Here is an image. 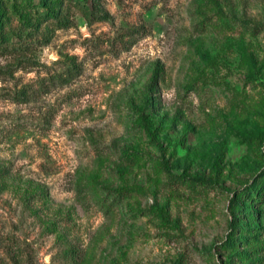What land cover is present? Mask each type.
<instances>
[{"label":"rangeland","instance_id":"374dc122","mask_svg":"<svg viewBox=\"0 0 264 264\" xmlns=\"http://www.w3.org/2000/svg\"><path fill=\"white\" fill-rule=\"evenodd\" d=\"M0 15V264H264V0Z\"/></svg>","mask_w":264,"mask_h":264},{"label":"trees","instance_id":"16d2710c","mask_svg":"<svg viewBox=\"0 0 264 264\" xmlns=\"http://www.w3.org/2000/svg\"><path fill=\"white\" fill-rule=\"evenodd\" d=\"M42 6H43V8H44V12L43 13H41L40 15H42V17H43V20L45 21V20H48V19H52V18H55V19H57V17H56V13L52 10V8L50 7V2H46V3H42ZM90 13H92V11L90 12ZM0 17H1V15H0ZM105 14L104 15H101V16H99L98 15V18H96V19H105ZM57 21H60V20H57ZM3 28H4V20H1L0 19V41L1 42H8L9 40H10V38L4 33V30H3ZM75 75V73L74 74H71V73H66L64 76H63V78H61L62 80H61V82L62 83H67V82H69L71 79H72V77ZM59 78H60V76H58ZM62 77V76H61ZM125 159H127V160H129V161H132L131 159L132 158H130L129 157V155L127 154L126 156H125ZM132 163V162H131ZM120 195H122V194H120ZM117 198L116 197H114L113 199H112V201H115Z\"/></svg>","mask_w":264,"mask_h":264}]
</instances>
